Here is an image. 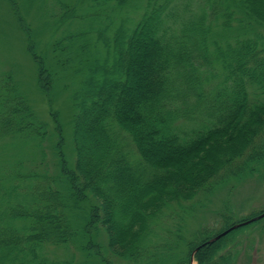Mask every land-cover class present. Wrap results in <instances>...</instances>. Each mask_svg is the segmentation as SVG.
I'll return each mask as SVG.
<instances>
[{
	"label": "trees",
	"instance_id": "trees-1",
	"mask_svg": "<svg viewBox=\"0 0 264 264\" xmlns=\"http://www.w3.org/2000/svg\"><path fill=\"white\" fill-rule=\"evenodd\" d=\"M5 2L40 91L66 69L79 80L69 161L58 113L51 132L0 77V264H72L48 255L72 243L80 264H233L227 247L264 216L210 240L264 209L190 241L184 204L264 164V0L42 1L66 24L53 63L20 13L35 0Z\"/></svg>",
	"mask_w": 264,
	"mask_h": 264
},
{
	"label": "rangeland",
	"instance_id": "rangeland-1",
	"mask_svg": "<svg viewBox=\"0 0 264 264\" xmlns=\"http://www.w3.org/2000/svg\"><path fill=\"white\" fill-rule=\"evenodd\" d=\"M16 1L20 2V0ZM42 1L49 2V0H35L30 8L26 11L20 10V13L34 32L38 50L46 56L48 63H53L57 53H52V44L57 38L62 37L66 24H54L55 18L47 17L45 8L40 7L39 3ZM65 1L70 5L76 2V0ZM59 13L56 11L55 17H58ZM74 25L70 28L71 30ZM56 69L58 70V67ZM8 72L19 84L18 88L26 95L36 118L46 123L51 132L55 126L51 113L53 111L58 113L65 141L63 150L67 160L70 161L72 159V93L78 84L79 77H74L68 69L57 72V76H63V80L57 85V90L53 91V95L49 96L40 91L36 79V66L26 50L25 37L5 0H0V77ZM43 144L44 151L47 153L46 160L51 163L53 158L48 148L49 143L45 141ZM244 169L240 173L246 175L236 177V174H228L221 178L210 192L200 194L193 202L184 204L188 208V211L184 212L183 221L188 240L194 241L196 233L203 229L215 231L220 229L222 216L238 221L264 209V181L259 178L260 173L264 174V164L256 165L257 170L251 174L245 173L248 169ZM190 204L191 208H189ZM165 221H167L165 222L166 227L173 224L171 218ZM97 241L105 243L104 236L99 237ZM236 243L238 253L233 264H264V232L260 231L256 225L240 231L227 249ZM181 248L184 249V246L181 245ZM48 251V255L57 260H68L72 257V264H80L85 260L82 251L74 243L68 248L51 247ZM192 264L196 263L192 262Z\"/></svg>",
	"mask_w": 264,
	"mask_h": 264
},
{
	"label": "water",
	"instance_id": "water-1",
	"mask_svg": "<svg viewBox=\"0 0 264 264\" xmlns=\"http://www.w3.org/2000/svg\"><path fill=\"white\" fill-rule=\"evenodd\" d=\"M263 216H264V213L258 215L257 217H254V218H252V219H249V220H247V221H244V222H241V223L235 224V225L231 226L230 228L226 229L225 231L221 232L220 234H218V235L215 236L214 238H212L210 241L217 240V239H219L221 236H223V235H225L226 233H228L229 231H231V230H233V229H235V228H238V227H240V226H242V225H246V224H248V223H250V222H252V221H254V220H256V219H259V218H261V217H263Z\"/></svg>",
	"mask_w": 264,
	"mask_h": 264
}]
</instances>
